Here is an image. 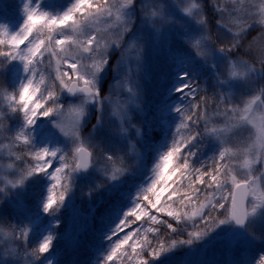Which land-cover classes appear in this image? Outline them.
I'll return each instance as SVG.
<instances>
[{"label":"snow or ice","instance_id":"6c2138e0","mask_svg":"<svg viewBox=\"0 0 264 264\" xmlns=\"http://www.w3.org/2000/svg\"><path fill=\"white\" fill-rule=\"evenodd\" d=\"M244 2L231 0L230 15H236H232L229 25L223 19L216 21L230 33L227 46L209 34L207 16L199 0H191L181 9L187 18L182 22L183 33L174 31L176 13L154 0H72L70 6L55 15L31 7L35 0H22L24 15L18 30L11 31L0 23V34L10 37L0 39V45H6L0 47V76H9L18 92V96L7 94L5 99L10 112L21 120L9 143H0V150H6L13 160L7 165L13 178L0 180V232L23 245L19 250L10 249L12 261L0 260V264H15L21 255L25 264H52L50 254L58 239L54 231L60 224L58 214L66 205L73 183L89 180L92 175L96 136L102 134L106 104L111 105L121 134L128 131L126 123L131 125L130 112L134 107L142 112L145 149L154 147L151 142L158 140L160 133L165 140L155 146L159 155L151 169L154 178L139 190L126 210L122 209L118 191L124 179L135 174L134 170L123 157H116L104 147L103 155L112 164L110 169H104L107 191L116 199L111 208L100 213L102 255L97 264H170L177 249L193 246L206 237L209 243L220 241L230 248L245 249V259L234 264H264V249L251 253L256 238L250 228L258 221L264 222V86L244 100L242 107L234 106L221 94L216 115L223 118V124L211 123L205 96L197 102L203 91L197 82L201 69L213 73L218 86L227 85L229 89L254 79L264 80V50L255 57L249 51L247 60L229 59L228 80L215 73L216 61L244 47L253 27L249 22L253 14H245ZM213 7L221 15L227 10V6L219 4ZM191 21L197 26L195 30ZM255 23L264 30V4ZM145 29L150 30L149 36L165 32V39L170 41L171 82L148 112L140 108L139 73L146 50ZM175 41H182L187 49ZM248 47L251 49V44ZM133 50L135 79L131 58L127 56ZM116 51L118 56L114 55ZM53 62L54 75H46L45 68L52 69ZM126 65L127 70L122 72ZM109 69L112 78L107 84L127 93L123 101L118 97L113 102L111 92L102 95ZM64 93L75 98L74 102L65 104ZM89 106L95 107L96 120L85 136L82 130L90 121ZM4 129L0 115V131ZM244 130H248L246 138ZM136 134L141 135L140 128H136ZM204 137L210 138L215 150L212 164L195 166ZM230 140L237 143L230 145ZM18 144L23 145L19 153L14 150ZM16 161H23V166L16 165ZM102 187L103 182L95 184L89 189V197L93 190ZM29 188L36 189L31 209L24 205ZM142 218L148 227L141 224L125 232ZM165 228L173 234L171 237L164 236ZM178 232L186 233V238L176 236Z\"/></svg>","mask_w":264,"mask_h":264},{"label":"rangeland","instance_id":"374dc122","mask_svg":"<svg viewBox=\"0 0 264 264\" xmlns=\"http://www.w3.org/2000/svg\"><path fill=\"white\" fill-rule=\"evenodd\" d=\"M46 5H51L54 9L57 6H60L62 0H44ZM156 3H162L165 5L166 10H171L176 13L173 17L174 20L177 21L174 31L183 33L184 28L182 27V22L184 19H187L182 16L181 9L183 7L188 6L191 3V0H154ZM199 2L203 5V0H199ZM216 4H219L221 7L227 6V10L221 15L218 11H216L215 18L213 16V20L209 23L208 19V31L209 34L212 36L213 40L223 41L224 45L227 46L230 41V33L226 31V27H220L217 25V19H223L225 25H229L231 23L232 15H236L232 13L230 15L231 9L233 5L231 4V0H216ZM264 4V0H245L243 4V8L245 10V14L252 13L253 17L250 18L249 22L253 23V31L251 36L244 41V47L241 49L248 53L249 51L252 52L253 57L258 55L260 51L264 50V30L255 23V19H258L260 16V6ZM0 3V7H1ZM139 15V13H138ZM191 28L195 30L197 28L194 21L190 22ZM103 27V25H101ZM137 27H140V24L137 23ZM149 29L144 30L145 35V42H146V50L143 56V67L139 73V80L142 88L141 93V105L140 108L147 111V104L148 102V94H151L155 91L158 84L162 81V79H168L170 76V68H169V56H170V41L165 39L167 33H153L151 36L148 35ZM255 38V39H254ZM176 44H179L181 47L187 49V45H184L182 41H175ZM249 44H251V49H249ZM240 51V50H239ZM238 51V52H239ZM120 53L118 51L115 52V56H118ZM242 54H244L242 52ZM246 55V54H245ZM127 56L131 58V66H132V73L133 79L136 78V68H135V52L130 51L127 53ZM229 59L237 60V59H244L247 60L249 58H245L244 56L235 52V54H225L223 58L216 61L217 68L215 70L216 74H220L222 79L228 80L229 79ZM199 67V65L197 66ZM259 67V65H257ZM53 70H54V62H53ZM127 65L122 70L126 71ZM213 74V73H210ZM214 75V74H213ZM112 78L111 69H109L108 73L105 76V91L102 92V95H108L111 92V99L113 102L117 100L123 101L124 97L127 93H123L122 90H118L114 84L108 85L107 81ZM264 86V80L254 79L249 81L248 83H239L235 88L229 89L227 85H219V93L218 98L221 94H224L227 99L231 100V103L235 106H243V101L248 99L253 93L259 92L260 88ZM151 92V93H150ZM231 92V95L228 93ZM66 97V93L62 94ZM147 98V99H146ZM214 107L210 110L208 114V118L210 119L212 124H223V118L221 116L216 115L217 112V102ZM75 98H68L63 100L65 104L69 102H74ZM223 109L221 108V111ZM105 120L104 126L101 133H97L96 140H97V147L95 149V155L93 157L94 169L92 171V175L90 176L89 180H81L76 181L72 185L71 193L69 197H66V201L70 202L69 215H71L70 222L66 226V230L64 232L65 236L69 239L71 243L75 242L79 238V234L81 232L80 229L82 227V220L81 218L85 215V209L90 203L98 198L104 197L109 191L108 182L106 181L104 175V169L108 167L109 169L112 167L111 162H108L104 155L103 150L104 147L107 146L109 150L114 153L116 157H123L124 162L127 166H130L134 170V175H128V178L133 176L141 175V171L143 166L146 164L148 170L142 174V178L140 180H131L130 182V189L127 192L128 201L126 206L124 207L125 210L127 207H131L132 203L135 201V198L140 189L146 188L150 183L151 180L154 178V174L152 172V165L154 161L158 159L159 153L156 151L154 154L149 158L147 163L144 162V152L145 147L142 143V133H143V120L145 116L139 109H135L130 112L131 116V125H135L136 127H132L130 124L126 123L125 127L128 129L127 133L121 134L119 132V121L112 116V107L111 105H105ZM89 116L90 121L86 128L82 130V135H87L90 130L92 124L95 123L96 120V109L93 106H89ZM49 128L51 126L49 125ZM136 128L141 129V135L138 136L136 134ZM59 136V133L57 132ZM243 136L246 138L248 136V130L243 131ZM60 139L63 140L64 138L60 136ZM103 140L104 143H99L100 140ZM236 140H230L229 144L234 145L236 144ZM0 157L4 158V160L9 163L8 155L6 150H0ZM142 157V159H141ZM10 169L7 168L6 163H2L0 161V180L3 179H12ZM242 173L244 170L239 169ZM126 179V178H125ZM124 179V180H125ZM103 182L104 187L99 190H93L91 192V197H89V189L94 188V185L97 183ZM0 186H3L0 183ZM148 195L151 196L150 193ZM142 204L146 205V202L141 201ZM123 208V209H124ZM75 213V214H74ZM152 214H156L153 212ZM133 218H129L132 220ZM143 225L144 227H148L149 224L145 218H142L141 221H138L132 224L131 229H125V232L131 231L135 229L138 225ZM251 231L255 236V246L251 250L253 255L257 254L258 249H261L262 245H264V222H256L255 224L250 226ZM8 230L4 228V232ZM121 237L124 235L123 232L119 234ZM173 234L168 233L166 237H171ZM179 236L178 234H175ZM209 238L206 237L204 240L196 242L193 246H182L175 251V255L172 257L170 264H234L235 261H243L247 252L245 249H235L230 248L227 244L216 241L209 243ZM0 260H9L12 261L14 258L9 254L10 249L15 248L10 238L4 236L3 232H0ZM102 248L101 241L99 240L96 248L94 250L93 255V263L97 264V261L102 255L100 251ZM24 256H19L15 259V264H25ZM50 259L52 260V264L55 263L56 256L51 251Z\"/></svg>","mask_w":264,"mask_h":264},{"label":"trees","instance_id":"16d2710c","mask_svg":"<svg viewBox=\"0 0 264 264\" xmlns=\"http://www.w3.org/2000/svg\"><path fill=\"white\" fill-rule=\"evenodd\" d=\"M62 6L52 9L51 5L44 4L43 0H35V3H31V7H38L40 11H47L53 15L58 14L57 10H64L70 5L72 0H62ZM1 7H0V23L8 25L11 31L17 29V27L22 23L23 19V3H30V0H0ZM216 4V0H203V10L207 16L209 23L212 22L213 16L216 13L213 5ZM62 7V8H61ZM61 8V9H59ZM61 12V11H60ZM59 12V13H60ZM18 30V29H17ZM252 31H249L247 40ZM10 37L7 33L0 34V39L8 40ZM244 40V41H245ZM0 47H6V45H0ZM48 59H45V64L47 65ZM18 71V69H16ZM13 68L10 67L9 74H11ZM49 72H52L54 75V70L45 68V74L48 75ZM206 69H201V75L199 76V80L197 81L203 91L197 97V102H199L200 96H205L207 98V115L209 114L210 110L213 108L217 95H218V84L216 81L207 75ZM171 79H165L162 85L159 87L157 94L153 97L150 95L149 97V105L147 104V111L153 108V106L158 102L161 97V93L166 90L168 85L170 84ZM7 94L17 95L18 92L16 88H14L9 82V76L3 75L0 76V115L3 116V122L5 124V129L0 131V142L3 144L9 143L10 135L14 134V132L19 128L21 120L18 114H12L8 108L9 101L5 99ZM63 99V98H62ZM179 118H177L178 120ZM9 129L11 131H9ZM200 130H204V121L200 122ZM171 139V133H169L168 140ZM210 138L204 137L203 138V146L200 147V151L198 156L195 160V166H200L202 163L211 165L212 160L211 157L215 154V150L212 148V144L209 143ZM164 137L163 134H159V139H154L151 143L154 146L152 149L148 150L145 149L144 158L147 161L155 152V146L163 143ZM23 149L22 144H18L17 147L14 149L18 153L21 152ZM10 162L12 163V158L8 157ZM145 161V163H146ZM23 161H16V165L23 166ZM58 165V161L55 162ZM148 169L147 165L143 166V173L146 172ZM142 175L133 176L131 178H127L119 187L118 195L121 196L120 204L122 208L126 205L128 200L126 193L130 188L131 180H139L141 179ZM175 179V178H173ZM35 188H29L27 190V195L24 200L25 208L31 209L32 203L35 198ZM165 194V199H166ZM116 199V195L111 192H108L104 197L98 198L90 203L89 206L85 209V215L81 218L83 224L79 232V238L71 243L69 239L65 236L64 232L66 230L67 224L70 222L71 215H69V210L72 208L70 206V202L66 201V205L61 209L60 213L58 214V219L60 221L59 227L54 228V231L58 235V239L54 242V249L52 250L56 254V263L57 264H92L93 260V253L94 249L100 240V232L98 231V227L100 224V213L103 212L107 208H111L114 200ZM175 199V197H174ZM72 210V209H71ZM70 210V211H71ZM75 214V213H74ZM163 219H168V217L164 216ZM175 224L174 221H172ZM5 229L9 230L7 225L4 226ZM183 228V225L180 226ZM163 234L166 236L167 229H163ZM179 238H186V233L181 234L180 232L177 233ZM15 248L19 250L22 245V241H14L11 240ZM29 243H32V238L30 237ZM2 247L0 246V249ZM264 249V245L261 247ZM260 250V249H258ZM261 251V250H260ZM258 251L257 253H259ZM25 260V258H24Z\"/></svg>","mask_w":264,"mask_h":264}]
</instances>
